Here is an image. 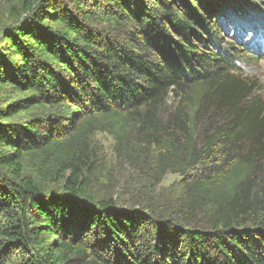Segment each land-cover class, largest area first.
Returning <instances> with one entry per match:
<instances>
[{"label": "trees", "instance_id": "1", "mask_svg": "<svg viewBox=\"0 0 264 264\" xmlns=\"http://www.w3.org/2000/svg\"><path fill=\"white\" fill-rule=\"evenodd\" d=\"M224 33L264 52V0H0V264H264V99ZM132 123L179 209L100 187L93 136Z\"/></svg>", "mask_w": 264, "mask_h": 264}, {"label": "rangeland", "instance_id": "2", "mask_svg": "<svg viewBox=\"0 0 264 264\" xmlns=\"http://www.w3.org/2000/svg\"><path fill=\"white\" fill-rule=\"evenodd\" d=\"M4 19L7 22L9 5L3 4ZM0 34V44H1ZM224 46L233 42L240 48L238 65L242 68L245 78H250L257 86V95L264 99V52H257L240 43L235 37L224 33L222 38ZM264 43V41H263ZM8 101L6 91L0 89V106ZM175 98L171 93L162 108L161 115L167 118L175 107ZM145 136L140 134V125L132 123L128 141L125 148L118 150L116 140L108 132H97L93 136L96 147L98 172L102 178L101 188L109 189L116 199L128 205H139V202L154 203L162 211L179 209L186 203V189L184 181L186 176L179 173L167 172L161 175L157 170V156L154 148L143 142ZM190 173L194 172L190 168ZM207 219L212 211L205 209ZM205 216V217H204Z\"/></svg>", "mask_w": 264, "mask_h": 264}]
</instances>
